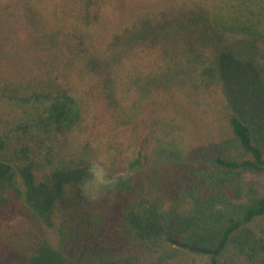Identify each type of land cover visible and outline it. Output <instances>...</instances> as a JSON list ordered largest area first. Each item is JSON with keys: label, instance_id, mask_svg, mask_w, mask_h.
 <instances>
[{"label": "trees", "instance_id": "16d2710c", "mask_svg": "<svg viewBox=\"0 0 264 264\" xmlns=\"http://www.w3.org/2000/svg\"><path fill=\"white\" fill-rule=\"evenodd\" d=\"M114 4L0 0V101L25 114L0 131V264L264 252L246 226L264 195L238 202L242 172H264V6L163 0L104 31ZM91 163L128 183L87 201Z\"/></svg>", "mask_w": 264, "mask_h": 264}, {"label": "rangeland", "instance_id": "374dc122", "mask_svg": "<svg viewBox=\"0 0 264 264\" xmlns=\"http://www.w3.org/2000/svg\"><path fill=\"white\" fill-rule=\"evenodd\" d=\"M162 1L113 0L114 5L107 6L100 12L102 29L108 31L112 28L121 27L132 19L136 7L156 5ZM215 3L221 6L219 8L220 14L229 13L228 5L230 3L238 5L237 7L241 9L246 8L247 3H250L253 10L264 6V0H215ZM260 13L264 15V8L261 9ZM260 25L264 31V20ZM16 119H25L22 107L12 104L11 101H0V131L14 125ZM85 169L86 173L80 186L87 201L109 199L121 185L127 184L130 178L129 174L110 177L96 163L86 165ZM241 180L244 185L243 196L238 200L241 204L249 205L255 196L264 195V172L246 170L242 172ZM181 210L187 212L189 206H185ZM246 226L252 229L257 236L264 238V215L254 218ZM136 264H211V256L182 248L177 244L167 243L163 246H150L143 250ZM216 264H264V252L249 257L245 250L243 251L239 245L230 241L226 249L217 257Z\"/></svg>", "mask_w": 264, "mask_h": 264}]
</instances>
